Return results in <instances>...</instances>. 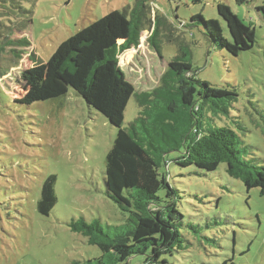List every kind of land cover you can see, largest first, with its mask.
Here are the masks:
<instances>
[{"label": "rangeland", "instance_id": "374dc122", "mask_svg": "<svg viewBox=\"0 0 264 264\" xmlns=\"http://www.w3.org/2000/svg\"><path fill=\"white\" fill-rule=\"evenodd\" d=\"M19 1L20 9L31 12V17L15 10L8 18L1 11L5 3L0 2V264L83 262L98 257L101 250L70 230L67 223L71 219L83 217L86 221L98 220L103 226H123L129 218L105 195L106 154L117 128L71 89L60 99L28 106L17 103L15 98L22 93L17 75L39 63L43 65L45 84L55 82L46 63L57 46L81 27L109 18L112 12L136 0ZM220 1L255 28V43L250 50L231 55L209 43L201 26L185 24L197 13L205 19L220 20L216 9ZM263 1L149 0L152 20L161 15L172 23L170 31L161 28L153 40L159 53L148 43V28L141 31L136 47L118 55L119 66L135 88L151 90L177 53L178 43L171 41L170 35L179 37L187 46L197 78L214 86H232L238 94L228 117L214 114L211 120L205 116L204 126L228 125L238 131L244 143L251 146L248 157L261 165L264 19L256 8ZM219 24L223 28V23ZM120 31L106 43L101 42L96 52L111 42L122 43L125 27ZM171 89L176 90L173 86ZM173 92L171 99L178 102ZM176 107V111L167 110L159 92L149 94L141 106L132 96L124 111L123 127L129 128L131 122L146 124L148 131L140 129L141 133L165 144L152 123L155 117H166L163 108L173 115L179 113L180 103ZM149 149L161 157L162 151L151 145ZM176 155V150L165 154L170 159ZM169 171L170 183L177 190V207L183 215L178 225L181 246L162 255L169 264H264V193L260 187L247 190L241 179L226 173L225 163L208 171L171 162ZM49 174L56 176L57 201L43 216L37 211V201ZM130 261L143 264V257L133 256Z\"/></svg>", "mask_w": 264, "mask_h": 264}, {"label": "trees", "instance_id": "16d2710c", "mask_svg": "<svg viewBox=\"0 0 264 264\" xmlns=\"http://www.w3.org/2000/svg\"><path fill=\"white\" fill-rule=\"evenodd\" d=\"M148 1L136 0L133 5L112 12L109 18L90 22L63 40L46 63L55 82L45 84L43 65L39 63L17 75L16 81L22 89L15 98L17 103L28 106L36 101L60 99L71 89L117 128L106 154L105 195L121 211L128 213L129 218L123 226H103L98 220L86 221L83 217L71 219L67 223L70 230L80 233L88 244L101 250V255L96 258L73 261L72 264H141L130 261L137 255L143 257V264H169L162 255L171 254L181 246L178 225L183 219L177 207V190L170 183L171 162L178 166L194 165L208 171L225 163L226 173L241 179L247 190L260 187V192L264 193V165L248 157L251 146L244 143L238 131L228 125L209 128L203 123L205 116L211 120L214 114L228 117L230 107L237 101L236 90L232 86H214L197 78L187 46L179 37L170 35L171 41L178 43L177 53L168 62L159 83L151 90L138 91L125 77L118 64V55L139 44L141 31L152 29L148 43L158 53L154 38L161 28L170 31L172 23L163 16L155 15L152 20ZM235 1L241 4L244 0ZM0 2L5 3L1 11L8 18L15 10L27 17L29 13L31 17V12L20 9L19 0ZM216 9L220 20L205 19L197 13L191 15L185 24L201 26L209 43L231 55L250 50L255 43L252 24H245L222 1L216 4ZM256 9L264 19V1ZM219 22L223 23V28ZM123 26L125 38L122 43L111 42L96 52L101 42L115 37ZM23 43L30 45L24 40ZM158 92L167 110L176 111V104L180 103L179 113L173 115L163 108L167 112L166 117H155L152 123L155 134L165 143L162 145L156 143L150 134L141 133L140 129L148 131L146 124L131 122L129 128L123 127L124 111L130 98L134 96L141 106L149 94ZM172 92L178 95L179 103L171 99ZM209 112L212 114L208 115ZM139 119L143 120V117L139 115ZM150 145L162 151L161 157L150 153ZM171 150H176L177 155L172 159L166 158L165 154ZM55 181V174H49L41 184L37 201L40 215L47 216L56 204Z\"/></svg>", "mask_w": 264, "mask_h": 264}, {"label": "clouds", "instance_id": "9594fccd", "mask_svg": "<svg viewBox=\"0 0 264 264\" xmlns=\"http://www.w3.org/2000/svg\"><path fill=\"white\" fill-rule=\"evenodd\" d=\"M148 30V29H147ZM151 31H152V29L150 28V31H149V35H148V37L150 36V34H151ZM148 37H147V39H148Z\"/></svg>", "mask_w": 264, "mask_h": 264}]
</instances>
